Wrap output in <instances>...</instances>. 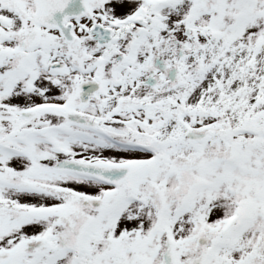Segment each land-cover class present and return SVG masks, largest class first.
Segmentation results:
<instances>
[{
	"label": "snow or ice",
	"instance_id": "6c2138e0",
	"mask_svg": "<svg viewBox=\"0 0 264 264\" xmlns=\"http://www.w3.org/2000/svg\"><path fill=\"white\" fill-rule=\"evenodd\" d=\"M0 264H264V0H0Z\"/></svg>",
	"mask_w": 264,
	"mask_h": 264
}]
</instances>
